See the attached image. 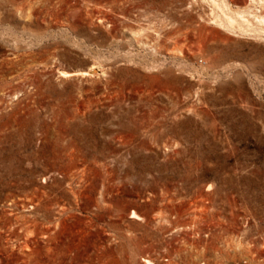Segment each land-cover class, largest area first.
Segmentation results:
<instances>
[{
	"label": "rangeland",
	"instance_id": "1",
	"mask_svg": "<svg viewBox=\"0 0 264 264\" xmlns=\"http://www.w3.org/2000/svg\"><path fill=\"white\" fill-rule=\"evenodd\" d=\"M0 264H264V0H0Z\"/></svg>",
	"mask_w": 264,
	"mask_h": 264
},
{
	"label": "water",
	"instance_id": "2",
	"mask_svg": "<svg viewBox=\"0 0 264 264\" xmlns=\"http://www.w3.org/2000/svg\"><path fill=\"white\" fill-rule=\"evenodd\" d=\"M87 74H89V73H87ZM93 74H95V71H94V73H92L91 75H93Z\"/></svg>",
	"mask_w": 264,
	"mask_h": 264
}]
</instances>
